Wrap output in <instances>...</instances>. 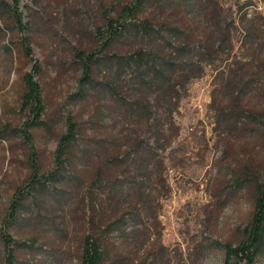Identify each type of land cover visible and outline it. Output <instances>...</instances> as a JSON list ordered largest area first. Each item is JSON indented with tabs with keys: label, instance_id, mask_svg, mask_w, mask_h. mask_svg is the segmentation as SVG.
Returning a JSON list of instances; mask_svg holds the SVG:
<instances>
[{
	"label": "rangeland",
	"instance_id": "obj_1",
	"mask_svg": "<svg viewBox=\"0 0 264 264\" xmlns=\"http://www.w3.org/2000/svg\"><path fill=\"white\" fill-rule=\"evenodd\" d=\"M18 1L25 31L15 0H0V264H83L90 233L103 264H245L226 246L247 239L264 181V37L244 40L247 25L264 36V0H146L123 33L108 20L139 0ZM201 3L230 43L159 93L152 66L207 33L193 16ZM79 51L96 52L88 78ZM36 61L45 111L26 136L24 76ZM70 118L78 133L58 166Z\"/></svg>",
	"mask_w": 264,
	"mask_h": 264
},
{
	"label": "trees",
	"instance_id": "obj_2",
	"mask_svg": "<svg viewBox=\"0 0 264 264\" xmlns=\"http://www.w3.org/2000/svg\"><path fill=\"white\" fill-rule=\"evenodd\" d=\"M146 0H139L134 4H130L126 6L118 20L109 19L108 26L109 29L119 31L121 33L126 31V28L130 26L127 24L128 18L130 15H136L139 10V5H144ZM18 0H15V11L17 13V23L22 31L26 30L27 25L23 22L22 14L18 10ZM202 4L200 7L193 12L194 17H200L202 19L203 15L207 18L205 20L204 25H199L203 31L207 32L203 34L200 39L202 41L195 42L194 39L189 38L187 40H183L179 43L177 49L173 54H171L169 59H163L159 61L157 64H154L152 67L154 69L155 77L160 80L161 87L159 89V93H165L170 96V92L173 90L174 86L171 84L169 79L173 81L176 79H193L202 74L204 69V62L208 59H212L214 57H218L220 53L219 48L223 47L226 44L230 43V31L224 30L217 22H215V17L211 14L205 13V10L202 9ZM138 21V20H137ZM134 22L136 27H141L145 29L147 32H151L152 23L149 20ZM132 22V21H131ZM116 24L117 27L114 25ZM176 33L178 31L175 28H172ZM244 40L245 42H249L251 46L257 45L258 41H262L263 34L260 32V29L256 28V26L250 25L245 26L244 29ZM141 33H144L141 31ZM191 35L196 36L191 33ZM25 44V52L28 56L31 55V47L29 45V41L27 36L23 38ZM109 40H105L103 42V47H108ZM146 54L144 49H140L131 55V59L142 58ZM218 55V56H216ZM77 56L81 58L84 62V77L88 78L91 74V66L96 61V52L85 53L79 51ZM144 69H149V67H144ZM40 72V64L36 61L32 69L27 72L24 76V84H25V92L22 99V108L23 110L30 111V117L25 122L24 132L26 136L28 134L30 128L38 126L42 123V114L45 111V105L42 96V86L40 81L37 78L38 73ZM148 94L145 93V96ZM149 99V97H147ZM151 103V99H149ZM143 110H151V106H140V109L137 113L140 115V112ZM151 118H149L150 120ZM78 133V125L71 118L68 121V128L66 133L62 136L60 144L57 148V164L58 166H62V156L63 152L67 145L72 143ZM33 173L32 179L38 180L39 170L36 164H33ZM150 165V160H144L142 163V170L147 172ZM140 166V167H141ZM258 195L256 197V210L253 216V221L250 225L246 227L247 239L245 242L238 246L227 245V257H236L241 262H245V264H254L256 257L258 256L261 247L264 242V181L259 183L257 186ZM19 201V200H18ZM16 199L13 201L12 208L15 211L17 209ZM14 217L13 212L10 214V220ZM10 241V239H9ZM10 256H13L11 254ZM106 252L101 241L92 233L88 234L84 240V250H83V264H103L105 262Z\"/></svg>",
	"mask_w": 264,
	"mask_h": 264
}]
</instances>
